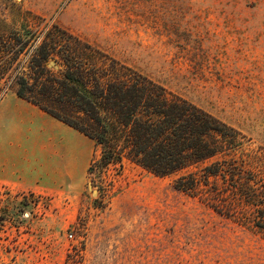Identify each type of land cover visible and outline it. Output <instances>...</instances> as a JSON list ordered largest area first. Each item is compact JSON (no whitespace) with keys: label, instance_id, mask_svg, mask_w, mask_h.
<instances>
[{"label":"rangeland","instance_id":"374dc122","mask_svg":"<svg viewBox=\"0 0 264 264\" xmlns=\"http://www.w3.org/2000/svg\"><path fill=\"white\" fill-rule=\"evenodd\" d=\"M17 1L239 129L246 149L264 150V0ZM72 132L54 144L65 149L56 190L0 184V264H264V228L245 208L217 212L202 192L174 189L173 176L126 164L99 195L86 176L94 143ZM45 159L54 176L58 157Z\"/></svg>","mask_w":264,"mask_h":264},{"label":"trees","instance_id":"16d2710c","mask_svg":"<svg viewBox=\"0 0 264 264\" xmlns=\"http://www.w3.org/2000/svg\"><path fill=\"white\" fill-rule=\"evenodd\" d=\"M9 91L93 141L86 176L99 195L131 164L202 192L217 212L245 208L264 228L261 147L246 149L239 129L20 1L0 0V99Z\"/></svg>","mask_w":264,"mask_h":264},{"label":"crops","instance_id":"0c3cea01","mask_svg":"<svg viewBox=\"0 0 264 264\" xmlns=\"http://www.w3.org/2000/svg\"><path fill=\"white\" fill-rule=\"evenodd\" d=\"M71 132L81 133L14 92H7L0 99V184L16 190H56L64 179L61 158L65 149H56L54 144L56 139L61 144L68 142ZM50 153L58 157L54 176L46 167L45 158Z\"/></svg>","mask_w":264,"mask_h":264},{"label":"water","instance_id":"95a60500","mask_svg":"<svg viewBox=\"0 0 264 264\" xmlns=\"http://www.w3.org/2000/svg\"><path fill=\"white\" fill-rule=\"evenodd\" d=\"M88 185L91 186L90 182L88 183ZM92 194L93 195L96 194V190L95 189L92 190Z\"/></svg>","mask_w":264,"mask_h":264}]
</instances>
